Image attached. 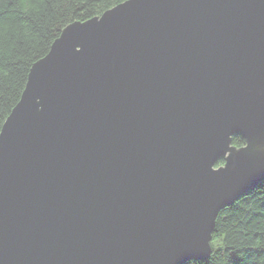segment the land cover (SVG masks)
Listing matches in <instances>:
<instances>
[{
  "label": "water",
  "instance_id": "95a60500",
  "mask_svg": "<svg viewBox=\"0 0 264 264\" xmlns=\"http://www.w3.org/2000/svg\"><path fill=\"white\" fill-rule=\"evenodd\" d=\"M263 179L264 0H125L63 28L2 124L0 264L205 259Z\"/></svg>",
  "mask_w": 264,
  "mask_h": 264
},
{
  "label": "trees",
  "instance_id": "16d2710c",
  "mask_svg": "<svg viewBox=\"0 0 264 264\" xmlns=\"http://www.w3.org/2000/svg\"><path fill=\"white\" fill-rule=\"evenodd\" d=\"M125 0H0V130L19 100L31 65L46 55L63 28ZM234 147L245 139L232 136ZM224 163L220 158L216 166ZM211 253L183 264H264V179L222 208Z\"/></svg>",
  "mask_w": 264,
  "mask_h": 264
}]
</instances>
